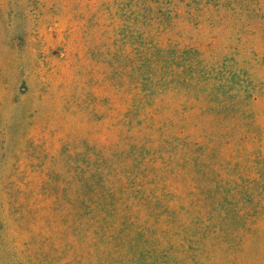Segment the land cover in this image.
Wrapping results in <instances>:
<instances>
[{"label":"trees","instance_id":"16d2710c","mask_svg":"<svg viewBox=\"0 0 264 264\" xmlns=\"http://www.w3.org/2000/svg\"><path fill=\"white\" fill-rule=\"evenodd\" d=\"M105 9L104 136L88 157L74 145L73 168L0 170L2 186L35 185L47 198L32 233L18 193L6 194L15 206L0 236L6 256L264 264V0Z\"/></svg>","mask_w":264,"mask_h":264},{"label":"rangeland","instance_id":"374dc122","mask_svg":"<svg viewBox=\"0 0 264 264\" xmlns=\"http://www.w3.org/2000/svg\"><path fill=\"white\" fill-rule=\"evenodd\" d=\"M105 2L0 0V170L73 168L66 157L77 142L88 157L102 140ZM261 24L264 36V16ZM10 191L27 208V230L41 232L47 198L39 188L0 183V236L14 213ZM0 264H15L1 240Z\"/></svg>","mask_w":264,"mask_h":264}]
</instances>
